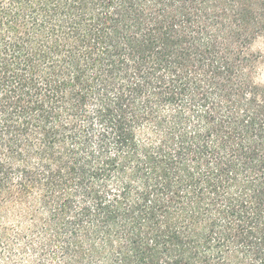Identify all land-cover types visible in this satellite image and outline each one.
Returning a JSON list of instances; mask_svg holds the SVG:
<instances>
[{"label":"trees","instance_id":"16d2710c","mask_svg":"<svg viewBox=\"0 0 264 264\" xmlns=\"http://www.w3.org/2000/svg\"><path fill=\"white\" fill-rule=\"evenodd\" d=\"M264 0H0V264H264Z\"/></svg>","mask_w":264,"mask_h":264},{"label":"rangeland","instance_id":"374dc122","mask_svg":"<svg viewBox=\"0 0 264 264\" xmlns=\"http://www.w3.org/2000/svg\"><path fill=\"white\" fill-rule=\"evenodd\" d=\"M264 46V43L262 40H257L254 45H253V49H261L263 48ZM257 79L259 81H262L264 82V62H261L260 65H259V68H258V71H257Z\"/></svg>","mask_w":264,"mask_h":264}]
</instances>
